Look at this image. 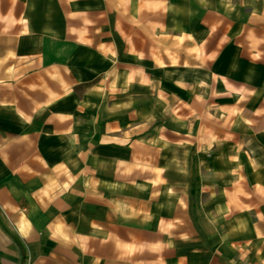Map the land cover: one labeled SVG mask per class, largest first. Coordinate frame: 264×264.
<instances>
[{"label": "crops", "instance_id": "obj_1", "mask_svg": "<svg viewBox=\"0 0 264 264\" xmlns=\"http://www.w3.org/2000/svg\"><path fill=\"white\" fill-rule=\"evenodd\" d=\"M0 264H264V0H0Z\"/></svg>", "mask_w": 264, "mask_h": 264}]
</instances>
